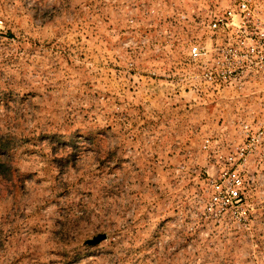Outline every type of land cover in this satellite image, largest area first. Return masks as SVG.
I'll return each instance as SVG.
<instances>
[{"label": "rangeland", "instance_id": "374dc122", "mask_svg": "<svg viewBox=\"0 0 264 264\" xmlns=\"http://www.w3.org/2000/svg\"><path fill=\"white\" fill-rule=\"evenodd\" d=\"M232 1L0 0V264H264V147L243 220L205 213L263 86L188 78Z\"/></svg>", "mask_w": 264, "mask_h": 264}, {"label": "built area", "instance_id": "2783aa9c", "mask_svg": "<svg viewBox=\"0 0 264 264\" xmlns=\"http://www.w3.org/2000/svg\"><path fill=\"white\" fill-rule=\"evenodd\" d=\"M206 20L205 40L188 45V78L213 91H250L261 85L264 91V0H233L226 9L211 11ZM245 135V142L220 162L209 180L208 217L243 220L239 208L247 201V167L264 147V127L254 132L246 128Z\"/></svg>", "mask_w": 264, "mask_h": 264}, {"label": "water", "instance_id": "95a60500", "mask_svg": "<svg viewBox=\"0 0 264 264\" xmlns=\"http://www.w3.org/2000/svg\"><path fill=\"white\" fill-rule=\"evenodd\" d=\"M105 239H106V235L100 234V235H97L96 237H93L90 240H87L85 242V244H87L89 246H95V245H98L99 243H101L102 241H104Z\"/></svg>", "mask_w": 264, "mask_h": 264}, {"label": "trees", "instance_id": "16d2710c", "mask_svg": "<svg viewBox=\"0 0 264 264\" xmlns=\"http://www.w3.org/2000/svg\"><path fill=\"white\" fill-rule=\"evenodd\" d=\"M5 149H4V146L0 144V152H3ZM0 158H3L2 156H0ZM0 165H4V163H1L0 161ZM5 166V165H4Z\"/></svg>", "mask_w": 264, "mask_h": 264}]
</instances>
